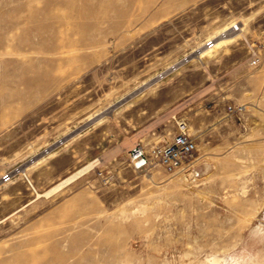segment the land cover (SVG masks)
<instances>
[{
  "label": "rangeland",
  "instance_id": "rangeland-1",
  "mask_svg": "<svg viewBox=\"0 0 264 264\" xmlns=\"http://www.w3.org/2000/svg\"><path fill=\"white\" fill-rule=\"evenodd\" d=\"M179 119L191 162L134 171ZM41 155L62 177L98 163L37 197ZM26 160L32 187L0 188V264H264V0H0V174Z\"/></svg>",
  "mask_w": 264,
  "mask_h": 264
},
{
  "label": "built area",
  "instance_id": "built-area-1",
  "mask_svg": "<svg viewBox=\"0 0 264 264\" xmlns=\"http://www.w3.org/2000/svg\"><path fill=\"white\" fill-rule=\"evenodd\" d=\"M241 30V26L237 23L232 24L228 29L222 31L219 36L237 33ZM215 47L214 38L206 39L201 47H197L187 54L183 55L179 60L172 62L166 68L158 73L159 79H164L168 74L179 69L181 66L189 63L192 60V54L200 53L202 48L212 49ZM249 64L256 66L259 64V54L252 50L249 58ZM228 113H242L245 106L242 104H227ZM196 142L190 133L189 126L184 119L176 121V131L168 139L152 144L146 148L141 141H137L128 150V160L134 171L146 170L152 163H157L164 167L165 170L173 172L181 167L188 165L196 152ZM27 162L12 166L9 170L0 174V188L13 183L15 178L20 177L26 181L31 187L32 183L27 174ZM97 174L102 175L99 170ZM106 182V178L103 179Z\"/></svg>",
  "mask_w": 264,
  "mask_h": 264
},
{
  "label": "bare ground",
  "instance_id": "bare-ground-1",
  "mask_svg": "<svg viewBox=\"0 0 264 264\" xmlns=\"http://www.w3.org/2000/svg\"><path fill=\"white\" fill-rule=\"evenodd\" d=\"M225 29H228V27L223 28L221 31H223ZM241 30H243V29H241ZM221 31L219 33H217L216 35L213 34L214 36L210 37V38H214L215 47L212 48V49H207V48L202 49L200 51V53H196L195 54L196 58L200 59V58H202L205 55H210L215 48L217 49L219 47H222V45H224L226 43L228 44V42H231L233 39L232 38H228V37L232 36L233 34H236V33H231L229 35L225 34L224 36H219L221 34ZM96 161H97V159H93V160L83 164L82 166H80L79 168H77L76 170H74L73 172H71L70 174H68L67 176L62 178L61 180H59L57 183L53 184L52 186H50L49 188L44 190L42 193H37V197H40L42 195L43 196H49V195L57 192L58 190L62 189L64 186H66L67 184H70L76 178L80 177L84 173L88 172L91 168H93L98 163ZM259 225H261V224H259ZM260 228H262V227H260ZM257 229H259V228H257ZM201 264H242V262H240L238 259H233V258L231 259V261L230 260L228 261V260H226L224 258V255H223V258H219L216 255L211 253L210 257L208 259H206V262L201 263ZM246 264H251V263H246Z\"/></svg>",
  "mask_w": 264,
  "mask_h": 264
},
{
  "label": "crops",
  "instance_id": "crops-1",
  "mask_svg": "<svg viewBox=\"0 0 264 264\" xmlns=\"http://www.w3.org/2000/svg\"><path fill=\"white\" fill-rule=\"evenodd\" d=\"M36 159V160H35ZM57 158H55L54 156H48V155H41L37 158H33L30 159L32 162H34V165H40L39 168L42 170H44L43 175L39 176H33V180L34 182L39 186V188H41L43 191L46 190L47 188H49L50 186H52L53 184L57 183L59 180H61L62 176H60L58 174L57 170H52V164L56 161ZM35 160V161H34ZM45 161H47L45 164H40V163H44ZM26 162L28 163V160H26ZM49 169V170H48ZM67 176V175H66ZM68 185V184H67ZM64 186L61 190L59 191H63L65 190V188L67 187ZM57 193V192H56ZM55 194V193H54ZM52 194V195H54ZM50 195V196H52Z\"/></svg>",
  "mask_w": 264,
  "mask_h": 264
}]
</instances>
